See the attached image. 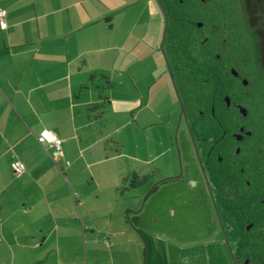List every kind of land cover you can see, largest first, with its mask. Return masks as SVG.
Segmentation results:
<instances>
[{"label":"crops","instance_id":"crops-1","mask_svg":"<svg viewBox=\"0 0 264 264\" xmlns=\"http://www.w3.org/2000/svg\"><path fill=\"white\" fill-rule=\"evenodd\" d=\"M1 10L5 13L0 16V210L5 213L3 222L18 227L15 236H8L14 242L9 263L78 264L75 247L79 248L80 231L77 239L73 230L80 228H64L69 227L67 207L70 203L74 211V202L63 168L49 154L55 148L39 137L45 129L61 127L76 137L91 105L106 98L108 88L101 81H109V90L117 82L135 94L125 103L107 97L114 109L131 114V121L149 125L139 121L141 115L147 121L152 109L141 86H148L143 90L149 95L158 80L164 85L167 81L160 46L163 9L158 0H0ZM121 23L125 31L116 33ZM16 159L25 165L22 172L13 168ZM131 159L146 167L153 156ZM135 161L128 180L138 172ZM11 168L14 174L5 177L4 170ZM132 193L127 201L115 196L114 212L119 216L110 217L105 226L113 241L106 242L110 254L102 264H143L146 250L136 232L143 220L131 208L139 206L144 192L136 187Z\"/></svg>","mask_w":264,"mask_h":264},{"label":"rangeland","instance_id":"rangeland-1","mask_svg":"<svg viewBox=\"0 0 264 264\" xmlns=\"http://www.w3.org/2000/svg\"><path fill=\"white\" fill-rule=\"evenodd\" d=\"M140 9L139 6L135 10L136 15ZM121 31H125L123 23L115 29L116 33ZM168 61L171 62L170 56ZM165 62L166 84L158 80L149 95L143 90L148 86H141L144 98L150 97L149 106L152 109L147 112V121L142 120V115L139 121L149 125L141 127L137 121H131V114L124 109H114V105L108 102L111 96L125 103L135 94L128 93L117 82L109 90V81H101L108 88L106 98L101 97L102 103L98 102L100 107H93L95 103L91 105L89 117L81 120L76 137L70 134L67 127H61L58 131L45 129L41 133H48L41 142L55 148L49 154L63 168L68 192L74 202V211L70 203L67 207L69 227L66 224L64 228L72 229L76 225L80 228L73 230L77 239L80 231L79 248L75 247L79 251L78 254L76 252L78 264H86L87 257L89 264H102L103 257L110 254L106 242L113 240L104 232L105 226L110 217L115 219L119 216L118 211L114 212L118 203L116 199L124 197L122 200H130L128 198L136 190V187H130L131 178L128 180L127 174L135 161L131 156H138L141 160L147 155L153 156L150 165L145 167L140 161H135V164L138 165V173L152 175L148 183L138 186L144 194L139 206L131 208L140 212L143 220V226L136 230L146 250L143 264H193L190 258L208 264H244L237 244L240 229L228 218L219 193L207 177L203 176L200 183L195 177L184 175L180 181L163 183L159 189L152 191L154 184H160L164 177L180 175L186 168V161L184 159L182 162L178 151V140H182L188 124L180 120V102L166 56ZM255 74L257 77L251 82L250 89L254 90L253 85H256L255 92L259 94L261 84L264 93V82H261L264 72L259 67ZM260 107L264 117V104ZM249 112V118L253 119L256 111L251 105ZM54 136L61 140L59 150L53 142ZM87 144L91 146L85 148ZM168 147L172 149L169 151ZM175 147L177 152L174 151ZM3 174L9 177L14 171L12 168L5 169ZM57 191L62 193L64 189L58 187ZM4 218L5 213L0 210V264H13L9 260L12 256L10 247L14 242H9L8 236H15L18 227L3 222ZM13 248L17 250V247ZM184 258H187L186 263H183Z\"/></svg>","mask_w":264,"mask_h":264},{"label":"trees","instance_id":"trees-1","mask_svg":"<svg viewBox=\"0 0 264 264\" xmlns=\"http://www.w3.org/2000/svg\"><path fill=\"white\" fill-rule=\"evenodd\" d=\"M161 1L169 18L166 49L180 71L185 110L203 136L207 127L236 128L239 118L225 96L244 84H231L232 68L249 79L244 87L253 95L255 102L249 103L256 113L246 126L258 145L257 156L242 164L243 173L238 163L220 161L224 178L214 177L226 214L240 229L237 244L244 264H264V117H259L261 94L256 85L250 89L257 68L264 72V0ZM147 179L148 174L134 172L130 187Z\"/></svg>","mask_w":264,"mask_h":264},{"label":"flooded vegetation","instance_id":"flooded-vegetation-1","mask_svg":"<svg viewBox=\"0 0 264 264\" xmlns=\"http://www.w3.org/2000/svg\"><path fill=\"white\" fill-rule=\"evenodd\" d=\"M166 41L167 35L163 47L165 55L168 59L170 55L166 49ZM167 64L169 70L171 69L174 75L178 90L180 92V71L177 69V65L173 64L172 62L168 61ZM232 74L235 78H232L230 81L231 84L243 83L244 85H248V77L242 75L237 69L232 68ZM261 82H264V79ZM244 85H239L238 88L234 86V89H232V94H226L225 96L227 105L229 107H233L231 111L235 112L234 114H236L239 118L236 128L231 130L226 127L211 129L207 127L204 129L206 132L205 136L200 133L199 129L196 127V124H194V121L191 119V116H189L185 110L184 101L180 93L184 105L183 114L181 113L180 109V120H185L187 122L188 129L184 130L182 140H178V151L181 153L180 157L182 162L184 159L186 161V168H183L182 174L169 175L168 177H164L160 181V184H154L152 188L153 192L159 189L160 185L163 183L180 181L184 178V175H189L195 177V180L200 183L203 180V176L207 177L219 193L217 181L215 180L214 176L218 175L220 178H224V169L223 166L219 164V162H224L223 160L225 159L226 161H229L232 166L238 163L241 168V172L243 173L245 171V167H243L242 164L245 162L247 164L251 161V159L256 158L257 155L255 153L258 152V145L253 142L252 130L246 126V122L250 121L249 105L252 106V104L249 102H255V100L253 99L251 91L244 87ZM259 87L261 90L259 94H261L260 97L263 99L261 104H264L262 85L260 84ZM262 110L263 109L261 108L259 111V114L261 115L259 117L261 118H263ZM174 151L177 152L176 147ZM176 157L178 158V156ZM151 175L148 174V177ZM224 181L225 180L222 182Z\"/></svg>","mask_w":264,"mask_h":264},{"label":"water","instance_id":"water-1","mask_svg":"<svg viewBox=\"0 0 264 264\" xmlns=\"http://www.w3.org/2000/svg\"><path fill=\"white\" fill-rule=\"evenodd\" d=\"M159 2H160V4H161V6H162V9H163V11H164L165 18H166V20H165V28H164V32H163V39H162V42H161V45H160L162 51H163L164 54H165L163 44H164V41H165V39H166V35H167V28H168V24H169V18H168V14H167V12H166V9H165V7H164L162 1L159 0ZM165 56H166V55H165ZM166 58H167V57H166ZM167 62H168V59H167ZM170 73H171L172 81H173V83H174V86H175V89H176V92H177V96H178V99H179V102H180V105H181V113L183 114V112H184V105H183V102H182V99H181V95H180V92H179V90H178V87H177V84H176V81H175V78H174V75H173L171 69H170Z\"/></svg>","mask_w":264,"mask_h":264},{"label":"built area","instance_id":"built-area-1","mask_svg":"<svg viewBox=\"0 0 264 264\" xmlns=\"http://www.w3.org/2000/svg\"><path fill=\"white\" fill-rule=\"evenodd\" d=\"M4 13H5V11L1 10L0 11V16H3ZM1 25H2V27H5V22L2 21ZM45 138H46L45 135L39 137L40 140H44ZM53 142H54V144L56 146V149L59 150L60 149L61 140L58 137L54 136L53 137ZM12 165H13V168H14V170L16 172H22L25 169V165L20 159L14 160Z\"/></svg>","mask_w":264,"mask_h":264},{"label":"snow or ice","instance_id":"snow-or-ice-1","mask_svg":"<svg viewBox=\"0 0 264 264\" xmlns=\"http://www.w3.org/2000/svg\"><path fill=\"white\" fill-rule=\"evenodd\" d=\"M45 135H48V133H45Z\"/></svg>","mask_w":264,"mask_h":264}]
</instances>
